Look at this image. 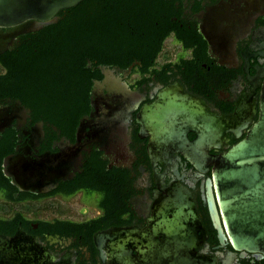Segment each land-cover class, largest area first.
Instances as JSON below:
<instances>
[{
  "label": "flooded vegetation",
  "instance_id": "flooded-vegetation-1",
  "mask_svg": "<svg viewBox=\"0 0 264 264\" xmlns=\"http://www.w3.org/2000/svg\"><path fill=\"white\" fill-rule=\"evenodd\" d=\"M263 90L264 0H79L0 26V264H264L207 204ZM178 104L220 119L201 160L159 117Z\"/></svg>",
  "mask_w": 264,
  "mask_h": 264
},
{
  "label": "water",
  "instance_id": "water-1",
  "mask_svg": "<svg viewBox=\"0 0 264 264\" xmlns=\"http://www.w3.org/2000/svg\"><path fill=\"white\" fill-rule=\"evenodd\" d=\"M78 1L0 0V26L41 20ZM28 29L34 30L31 27ZM159 108V117L161 114L162 117L177 116L184 126L197 131L198 140L194 143L198 152L194 155L196 161L204 157L199 151L202 146L209 148L220 138V119L213 125V119L202 109H191L184 104ZM216 165L212 180H207V204L220 241L227 237L236 251L264 255V90L257 122L245 138L216 158ZM121 257L127 259V253L123 251Z\"/></svg>",
  "mask_w": 264,
  "mask_h": 264
}]
</instances>
